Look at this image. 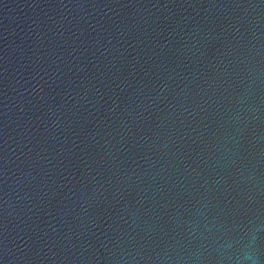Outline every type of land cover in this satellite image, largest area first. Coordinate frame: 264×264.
Masks as SVG:
<instances>
[{
	"label": "water",
	"instance_id": "obj_1",
	"mask_svg": "<svg viewBox=\"0 0 264 264\" xmlns=\"http://www.w3.org/2000/svg\"><path fill=\"white\" fill-rule=\"evenodd\" d=\"M0 264H264V0H0Z\"/></svg>",
	"mask_w": 264,
	"mask_h": 264
}]
</instances>
